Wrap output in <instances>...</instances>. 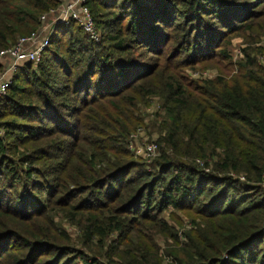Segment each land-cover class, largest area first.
Returning a JSON list of instances; mask_svg holds the SVG:
<instances>
[{
    "label": "trees",
    "instance_id": "16d2710c",
    "mask_svg": "<svg viewBox=\"0 0 264 264\" xmlns=\"http://www.w3.org/2000/svg\"><path fill=\"white\" fill-rule=\"evenodd\" d=\"M58 5L0 0V50L37 32ZM263 5L85 0L98 42L74 22L56 26L40 61L23 63L0 98V195L13 203L0 205V264H68L52 212L76 222L94 256L117 234L123 246L107 264H159L156 241L170 245L181 226L166 220L173 213L187 226L170 254L177 264H264V68L245 55L227 80L181 76L213 57L224 33L260 19ZM169 47L163 66L149 65ZM153 96L163 116L146 168L126 149L127 125ZM94 256L76 259L98 264Z\"/></svg>",
    "mask_w": 264,
    "mask_h": 264
},
{
    "label": "rangeland",
    "instance_id": "374dc122",
    "mask_svg": "<svg viewBox=\"0 0 264 264\" xmlns=\"http://www.w3.org/2000/svg\"><path fill=\"white\" fill-rule=\"evenodd\" d=\"M235 1L237 2L239 0ZM257 13H259L257 17L260 19L254 21L250 25L240 28L236 32H233L231 35L228 33H224L223 37L217 45L218 49L214 50L215 52L213 53V57L205 61H201L196 65H193L192 67H190V69H183V71H181V76L187 79V82L188 80H212L216 77H221L227 80L237 75V68L239 67V64H244L245 55H247L250 59L255 60V67L264 68V5L261 7V9L257 10ZM220 50L224 51L227 54L228 58L222 59L220 57ZM168 55H171L170 47L156 59H154L155 56L149 55L151 56V59L150 61H148V63L150 66H153L155 64V61L158 60V64L160 66H163L164 58H166ZM181 57L182 55L180 54L179 58ZM161 106L162 102L156 96L149 98L148 101L145 100L144 103L137 105V111L133 114L137 121H131V123L127 125L128 134L126 136V149L129 152L132 161L144 163L143 166L145 165L146 168H150V165L155 157L146 160L141 155L136 154V152L139 150L143 152L144 148L147 145H150L152 143L155 144L153 141H157L158 133L156 127L159 126L160 121L159 119H157V117L160 118L161 116H163ZM0 136H2L1 131ZM261 186V188H263L262 192H264V182L261 183ZM1 192L2 194L0 195V205L9 204L13 207V203L10 201L11 197L9 191L4 192L1 190ZM173 215L177 219L176 221L174 219L166 220L169 221L172 225V222L178 224L181 223L182 227H176V230H178L175 237L176 240L174 242H171L170 245V242L166 243L160 240L156 241L157 253L159 254V264H177L172 259V256H174L176 254V251L178 249H181L183 246V238L181 237V232L187 229V226L185 224L186 219L183 213H173ZM49 216L53 222L51 227L55 230L54 234L57 237V242L65 246L64 249L66 250L68 257L70 258L68 264H79L78 259H76L79 254L87 255L90 258L94 256L88 253L86 245H80L83 233H81L80 230L76 227V222H71L68 215L60 212H52ZM9 225L17 228L18 232L19 230H21L23 234L26 230L25 225H21L20 223H9ZM31 227L32 225L28 226L27 230L34 233H39L44 229V226L42 225H38L33 228ZM11 242H14L13 244L17 243V241L15 240ZM105 244H107V246L99 244L96 247L92 248L94 252L98 251L100 253V256H94V259L98 262V264H107L109 259L114 261L116 259L115 254H117V252L123 246V242L119 240L117 234H111L105 241ZM167 250L169 255L166 253Z\"/></svg>",
    "mask_w": 264,
    "mask_h": 264
},
{
    "label": "built area",
    "instance_id": "2783aa9c",
    "mask_svg": "<svg viewBox=\"0 0 264 264\" xmlns=\"http://www.w3.org/2000/svg\"><path fill=\"white\" fill-rule=\"evenodd\" d=\"M57 10H51L40 18V28L47 18L54 17ZM74 22L92 42L99 40V32L94 25L92 16L85 6V0H74L60 10V16L50 23V26L40 35L37 32L27 37L18 39L14 44L0 50V58L6 60L5 67L0 70V98L5 95L7 88L12 83V77L23 63L37 64L43 50L48 46L49 38L52 36L56 26H68ZM144 159H152L157 156L155 144L147 145L143 152L137 151Z\"/></svg>",
    "mask_w": 264,
    "mask_h": 264
},
{
    "label": "crops",
    "instance_id": "0c3cea01",
    "mask_svg": "<svg viewBox=\"0 0 264 264\" xmlns=\"http://www.w3.org/2000/svg\"><path fill=\"white\" fill-rule=\"evenodd\" d=\"M73 1L74 0H58L59 5L56 9L57 11L55 12L56 15L54 17L47 18V20H45V22H43L42 27L40 28L39 34L42 35V32H44L50 26V23L53 22L54 19H56L60 16V10Z\"/></svg>",
    "mask_w": 264,
    "mask_h": 264
}]
</instances>
